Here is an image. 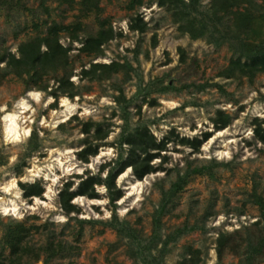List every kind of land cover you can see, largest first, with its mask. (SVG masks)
<instances>
[{"label": "rangeland", "instance_id": "1", "mask_svg": "<svg viewBox=\"0 0 264 264\" xmlns=\"http://www.w3.org/2000/svg\"><path fill=\"white\" fill-rule=\"evenodd\" d=\"M96 1V6L93 2L83 6L81 0H0V54L19 56L23 42L47 36L54 26H82L75 40L66 30L59 32L60 44L69 49V81L78 95L71 98L58 90L61 69L36 82L13 74L0 77V123L3 109L13 111L21 98L29 106L24 114L27 138L9 142L0 128V209H11L13 201L17 207L15 215L0 211V253L5 264H144L138 243L150 247L147 257L159 264H264V249L254 252L264 238V220L253 202L254 193L264 198V145L254 135L255 120H264V74L252 83L221 76L233 57L229 46L217 47L182 34L169 2ZM210 1L202 0L203 10ZM136 17L147 24L143 33L131 29ZM102 21L114 31L102 46L103 54L81 51ZM111 63L123 68L102 81L83 74L93 64ZM5 66L6 62L0 63V68ZM169 84L174 89L165 91ZM120 89L132 102L126 109L128 128L147 126L164 147L149 152L154 172L139 179L128 167L116 177L122 197L114 205L103 185H95L96 198L77 192L88 176L104 178L118 157L117 144L126 124L125 103L118 101ZM29 92L38 93L40 101L29 99ZM64 100L76 107L68 117L61 114ZM218 111L232 118L223 130L212 121ZM90 122L98 126L85 133ZM32 139L40 146L36 151L29 148ZM193 140L201 141L198 149ZM89 145L98 150L85 162L78 154ZM130 148L124 145L125 158L130 157ZM145 156L137 151L133 158ZM212 162L220 165L212 167ZM203 166L207 171L192 176L167 206L160 237L155 238L154 214L162 192L188 168ZM13 179L16 187L4 191ZM34 184L43 193L27 197L24 189ZM66 184L75 194L70 212L61 201ZM114 210L121 221L129 222L136 240L103 225L113 219ZM16 223H23L28 232L14 255L5 234ZM221 235L227 237L222 257ZM169 236L175 239L166 243ZM51 244L57 254L48 258Z\"/></svg>", "mask_w": 264, "mask_h": 264}, {"label": "trees", "instance_id": "2", "mask_svg": "<svg viewBox=\"0 0 264 264\" xmlns=\"http://www.w3.org/2000/svg\"><path fill=\"white\" fill-rule=\"evenodd\" d=\"M64 3H72L74 0H62ZM88 2H93L97 5L96 0H81V4L86 6ZM170 3L169 10L173 12V20L179 25V30L182 34H188L192 40L205 39L209 43L222 47L228 45L233 52V57L229 66L221 73V76L227 78H247L249 82H254L256 77L264 74V0H211L208 9H202V0H160L161 5ZM141 4L142 0H138ZM108 23V26H106ZM108 27V28H107ZM81 24L59 28L54 26L47 36L36 37L23 42L19 47V56L4 52L0 54V63L6 62L4 68H0V77L4 78L13 74L19 78L28 77V79L36 82L38 78L50 73H57L60 69L63 71V76L58 78V90L67 93L71 98L78 95V91L72 82L69 81L72 74L71 64L69 62V49L60 44L59 32L66 30L72 40L78 39V32L81 30ZM147 28L139 17L133 19L131 29L143 33ZM114 37V31L108 21L100 22V29L95 34H89L81 48V51L90 55L99 56L103 54V44L109 42ZM45 47V50L43 48ZM123 68L119 63L111 64H93L89 70H85L83 74L86 77H92L98 81H102L117 73ZM204 88V86H202ZM174 89L170 84L165 91ZM120 97L118 101L123 100L125 107L123 111L126 114L125 127L122 130L120 139L117 144L118 157L113 162L114 165L107 170L106 176L90 175L80 184V189L77 195L96 198L95 185H103L109 193L111 203H115L122 197V193L115 186L116 177L124 171L125 168L131 167L134 174L139 178H144L147 174L155 171L150 165L152 155L150 150L163 148L164 143L157 144L156 139L149 133L147 126H140L131 131L129 129V113L127 107L132 103L127 101L123 92L120 89ZM264 99V97H263ZM217 130L227 128L232 118L225 114L224 111H218L216 117L212 120ZM98 126V124L87 123L84 127V132L88 133L90 128ZM254 135L256 139L264 145V120H255ZM208 134L205 138H208ZM182 143H191L188 139H182ZM194 148L198 149L201 141L193 140ZM124 145H129L130 157L125 158ZM31 151H36L40 148L32 139L29 143ZM97 146L89 145L82 149L78 156L85 162L88 157L97 154ZM137 151L146 154L144 159L133 158ZM212 167H217L220 164L212 162ZM105 166L101 167L99 173L104 171ZM208 167L188 168L183 175H179L170 189L162 192V201L160 208L154 214V232L155 238L160 237L161 219L174 197L184 188L187 181L194 175H201L207 171ZM70 186L66 184V189L61 193V201L67 212H70L74 207L71 200L75 194H70L68 191ZM27 197H39L43 191L39 185L34 184L24 189ZM254 204L260 210L264 220V198L261 195L254 193ZM115 205V204H114ZM115 214V210L113 211ZM105 227H110L119 235L136 240L133 229L129 227L128 221H121L115 214L111 221L103 223ZM264 228V227H263ZM191 229L178 230L176 235H181ZM28 228L23 223H16L15 227H9L6 231L5 238L12 254H17L24 239ZM169 236L166 240L170 242L175 238ZM136 238V239H135ZM227 237L221 235L219 239V256L222 257V250L226 245ZM139 253L144 264H159L156 258H148L146 251L150 247H143L138 243ZM26 249V248H25ZM24 249V250H25ZM264 249V238H261L254 252L260 253ZM48 258L57 254L54 249V244L48 249ZM0 253V264H5ZM48 261V259H47Z\"/></svg>", "mask_w": 264, "mask_h": 264}, {"label": "bare ground", "instance_id": "3", "mask_svg": "<svg viewBox=\"0 0 264 264\" xmlns=\"http://www.w3.org/2000/svg\"><path fill=\"white\" fill-rule=\"evenodd\" d=\"M33 93V92H32ZM28 98L31 99L32 101L38 102L40 101V97L38 96V98H33L31 96L28 95ZM25 100V99H24ZM65 101V100H64ZM64 101L62 102V107L65 108V110L61 113L62 116L64 117H68L73 111H75L76 107L74 106H70L68 103L65 104ZM3 111L5 112L4 116L1 118V123H0V128L2 125V130L6 137L8 136V128L10 127V125L13 123L11 120L7 119V117L10 116H16V120H15V126H16V132L19 133L21 130H26L24 125L26 124L25 121V116L24 114H26L29 111V106L27 104V107L25 108H20L17 105L15 106L14 110L11 112H8L7 109H3ZM223 131H221L219 133V135H222ZM29 136V134L27 136H21V138L19 140H13V139H6L9 142H19L24 138H27ZM11 213V212H9Z\"/></svg>", "mask_w": 264, "mask_h": 264}, {"label": "clouds", "instance_id": "4", "mask_svg": "<svg viewBox=\"0 0 264 264\" xmlns=\"http://www.w3.org/2000/svg\"><path fill=\"white\" fill-rule=\"evenodd\" d=\"M29 96L33 97V98H38L39 94L38 93H32L29 92L28 93ZM65 104H67V100L64 101ZM17 106L20 108H25L27 107V101L24 100V98H21L19 101H17ZM7 119L11 120L13 123L10 125V127L8 128V136L6 137V139H13V140H19L21 138V136H27L28 135V131L27 130H21L19 133L16 132V126H15V120H16V116H10L7 117ZM13 159H15L13 157ZM16 187V180L13 179L9 182L8 185L3 187L4 191H8L11 188H15ZM101 191H104V189H100ZM15 195L17 196V198H19L20 193L16 192ZM24 201H20V205L23 206ZM0 211H3L5 214H7L9 211L12 212L13 215L16 214L17 212V207L15 202H12V207L11 209L5 207L0 209Z\"/></svg>", "mask_w": 264, "mask_h": 264}]
</instances>
